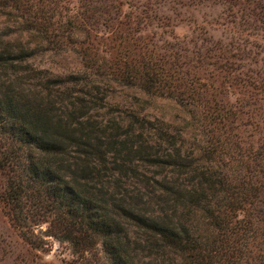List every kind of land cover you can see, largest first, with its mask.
Masks as SVG:
<instances>
[{
	"label": "trees",
	"instance_id": "trees-1",
	"mask_svg": "<svg viewBox=\"0 0 264 264\" xmlns=\"http://www.w3.org/2000/svg\"><path fill=\"white\" fill-rule=\"evenodd\" d=\"M60 1L27 10L26 32L85 70L0 40L1 197L20 237L44 249L43 219L83 264L98 243L109 264H264V0ZM112 83L191 109L203 144L109 105Z\"/></svg>",
	"mask_w": 264,
	"mask_h": 264
},
{
	"label": "rangeland",
	"instance_id": "rangeland-1",
	"mask_svg": "<svg viewBox=\"0 0 264 264\" xmlns=\"http://www.w3.org/2000/svg\"><path fill=\"white\" fill-rule=\"evenodd\" d=\"M5 2L6 0H0V40L7 41L20 38L27 41L31 47L35 46L36 53L31 63L52 74L62 75L85 70L79 55L73 53L68 47H65L64 50L54 49L41 33L33 37L26 32L23 17L27 14V10L35 12L36 7H39L44 17L47 14L46 10L49 11L52 8L53 0H19V4L15 7L8 6ZM59 3L57 8L60 11L63 4V7L69 6L65 0H61ZM182 25L175 29L176 34H188L192 29V26L187 22ZM77 38L82 39L83 36L78 34ZM106 94V102L114 108L132 109L148 118L156 117L164 121L171 130L181 132L187 146L193 147L200 143L203 144L204 137L199 133V126L192 121L191 109L182 107L174 99L149 95L137 88L115 83L111 84V88L106 91ZM89 184L95 185L94 182ZM5 186L6 177L0 175V264H83V261L74 254L71 244L67 240L45 235L48 232L46 231L48 222L43 219L35 221L36 224L33 225V228L35 234L44 240V249L33 248L20 237L18 229L6 213L2 201L1 196ZM126 186L129 187V185ZM195 223L203 235L212 234L205 218L197 216ZM133 236L131 233V237ZM91 253L92 257L90 252L85 253L86 261L89 258L92 259L90 260L92 264H109L100 243L95 246ZM86 261L84 260L85 263Z\"/></svg>",
	"mask_w": 264,
	"mask_h": 264
}]
</instances>
